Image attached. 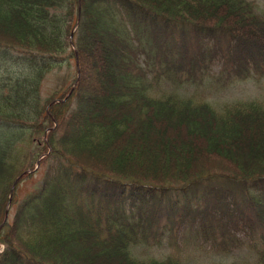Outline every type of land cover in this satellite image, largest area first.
Instances as JSON below:
<instances>
[{
	"label": "trees",
	"instance_id": "obj_1",
	"mask_svg": "<svg viewBox=\"0 0 264 264\" xmlns=\"http://www.w3.org/2000/svg\"><path fill=\"white\" fill-rule=\"evenodd\" d=\"M0 48L26 65L0 72V264H184L174 251L132 254L153 222L125 215L124 189L181 194L213 181L232 195L213 205L216 230L252 229L262 244L251 264H264V100L216 109L158 89L209 72L213 59L230 82L264 77V11L253 1L0 0ZM69 58L72 86L42 96L45 75ZM19 139L35 144L34 158L18 154ZM43 161L39 186L18 201L17 185Z\"/></svg>",
	"mask_w": 264,
	"mask_h": 264
},
{
	"label": "rangeland",
	"instance_id": "obj_2",
	"mask_svg": "<svg viewBox=\"0 0 264 264\" xmlns=\"http://www.w3.org/2000/svg\"><path fill=\"white\" fill-rule=\"evenodd\" d=\"M251 1L255 3L257 10L264 11V0ZM158 24L162 25V23ZM180 29L168 27L167 34L170 31ZM186 40L189 42L188 56H195L198 47L195 43L194 34L189 33ZM207 43L211 46V41ZM23 56L24 54L19 51L0 48V72L19 73V70H23L22 67L26 65L17 61V58ZM69 61L70 65L64 63L61 68H56L45 75L40 83L42 96L50 94L53 90L62 91L72 86V79L76 77L77 69L74 59L69 58ZM207 64L209 72L204 71L197 75L192 68L177 78L179 82L181 81L179 86L176 87L162 81L158 84V89L193 96L196 99L211 103L216 109H220L224 103H232L238 100H264V77L251 76L245 80L235 79L230 82L228 81V73L220 74L222 71L220 68L221 60L213 59ZM155 87L157 85L153 88ZM161 87L162 89H160ZM152 93L156 94V91L152 90ZM5 136L6 133H1L0 130V141ZM30 142V140L22 141L19 139L16 144L20 149L18 154L23 155V152L30 153L32 150V157L34 158V153L37 154V150L33 149L35 144L33 148L32 145L31 147L27 145ZM48 163V161L41 162L37 170L19 182L15 189L18 201L39 186ZM96 181V185L99 187L103 185L99 182L100 180ZM107 182L103 188L112 186L113 181L112 183ZM226 185L227 182L224 181L204 182L181 194L141 193V196H135V192L128 188L124 189L122 202L125 215H128L130 219L144 216L153 222L151 223L153 231L148 234V238L144 242L132 247V254L139 259L149 257L162 259L174 251L180 256L184 264H251L256 256V248L261 247L262 244L260 236H249L252 229L248 230L243 227L237 228L236 234L232 229L229 230L227 225L223 229L221 227V229L216 230L223 218L220 210L213 205L222 201V197H225L226 200H230L232 197L231 194L225 192ZM217 189H223L225 193ZM208 205L209 207L205 209ZM12 208L10 207V212ZM212 216L218 217V220L209 226L208 221ZM127 223H131V221ZM213 234L218 238L225 235L227 249L212 243ZM231 234L237 238L233 243H231ZM252 243L256 244V247H251ZM1 249L2 246L0 245Z\"/></svg>",
	"mask_w": 264,
	"mask_h": 264
},
{
	"label": "water",
	"instance_id": "obj_3",
	"mask_svg": "<svg viewBox=\"0 0 264 264\" xmlns=\"http://www.w3.org/2000/svg\"><path fill=\"white\" fill-rule=\"evenodd\" d=\"M37 166H38V164H37ZM7 218V211H6V213H5V218H4V220ZM0 227H1V225H0Z\"/></svg>",
	"mask_w": 264,
	"mask_h": 264
}]
</instances>
